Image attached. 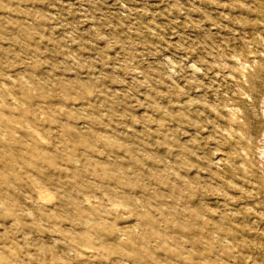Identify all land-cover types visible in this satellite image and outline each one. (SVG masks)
I'll return each instance as SVG.
<instances>
[{
  "label": "rangeland",
  "instance_id": "374dc122",
  "mask_svg": "<svg viewBox=\"0 0 264 264\" xmlns=\"http://www.w3.org/2000/svg\"><path fill=\"white\" fill-rule=\"evenodd\" d=\"M0 264H264V0H0Z\"/></svg>",
  "mask_w": 264,
  "mask_h": 264
}]
</instances>
